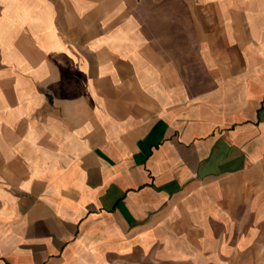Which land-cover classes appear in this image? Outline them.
I'll return each mask as SVG.
<instances>
[{
	"label": "crops",
	"instance_id": "crops-1",
	"mask_svg": "<svg viewBox=\"0 0 264 264\" xmlns=\"http://www.w3.org/2000/svg\"><path fill=\"white\" fill-rule=\"evenodd\" d=\"M0 264H264V0H0Z\"/></svg>",
	"mask_w": 264,
	"mask_h": 264
},
{
	"label": "rangeland",
	"instance_id": "rangeland-1",
	"mask_svg": "<svg viewBox=\"0 0 264 264\" xmlns=\"http://www.w3.org/2000/svg\"><path fill=\"white\" fill-rule=\"evenodd\" d=\"M188 36L189 33H177V59L179 58L182 60L184 66L188 69V71H190L189 75L192 76L190 82L193 89H198L207 81L205 80L203 67L199 62L194 36L192 35L191 38Z\"/></svg>",
	"mask_w": 264,
	"mask_h": 264
}]
</instances>
